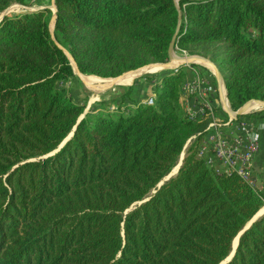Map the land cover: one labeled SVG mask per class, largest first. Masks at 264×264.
<instances>
[{
    "label": "trees",
    "instance_id": "16d2710c",
    "mask_svg": "<svg viewBox=\"0 0 264 264\" xmlns=\"http://www.w3.org/2000/svg\"><path fill=\"white\" fill-rule=\"evenodd\" d=\"M32 1L0 0V16ZM49 1L52 33L47 8L0 20V264L223 263L264 190L197 157L210 120L187 115L182 71L155 80L153 106L128 91L82 119L56 86L74 77L65 52L100 79L165 65L180 25L178 48L216 67L232 110L264 102V0ZM228 264H264V215Z\"/></svg>",
    "mask_w": 264,
    "mask_h": 264
},
{
    "label": "built area",
    "instance_id": "2783aa9c",
    "mask_svg": "<svg viewBox=\"0 0 264 264\" xmlns=\"http://www.w3.org/2000/svg\"><path fill=\"white\" fill-rule=\"evenodd\" d=\"M189 57L191 56L178 48L177 41L166 65H170L174 58L180 59V64L193 73L194 79L182 86L184 103L188 99L193 101V107L185 106V111L192 120L200 119L204 115L210 120L199 143L197 157L203 159L206 166L216 174L234 173L258 190L253 162L259 152V144L250 139L254 134L255 120H248L245 118L247 115L235 118L234 113L237 110L231 109L224 89L218 87L211 70L201 62L187 61ZM178 66L169 69L177 73ZM138 105L153 106L154 96L133 106ZM260 111L264 109L260 107Z\"/></svg>",
    "mask_w": 264,
    "mask_h": 264
},
{
    "label": "rangeland",
    "instance_id": "374dc122",
    "mask_svg": "<svg viewBox=\"0 0 264 264\" xmlns=\"http://www.w3.org/2000/svg\"><path fill=\"white\" fill-rule=\"evenodd\" d=\"M175 1H176V5H177L179 0H175ZM46 8L52 12L55 9L53 2L49 1V0H33L31 5L29 7H26V8L23 6L13 4L7 10V14L15 15V14H19L23 11L34 12V11L44 10ZM51 22H52V20L50 21V27H51ZM57 45L61 47V45H59V44H57ZM65 54H67V53L65 52ZM158 71H160V70H157V68L154 67V70H151V71L148 70L147 73H155V74H144L141 71H135V72L128 73V75L126 74L128 77H133V80H132V78L130 79V83L121 82L122 79L127 78V76H125V77L122 76V78L119 77L118 79L112 81L113 79H100V78L94 77V76H84V75L78 76V75L74 74V77L69 79L68 81L58 83L56 88L59 92H61L67 98L71 99V101L73 103H75L77 105L84 106V112H83V115L81 118H83L86 115L93 116L96 113H100V112L105 113V112L110 111L113 113H118V111H119L118 108H120V107H118V108L110 107L107 110L106 108H104V106L108 105V104H112L113 101L115 102V105H116V103H119L120 102L119 98H122L121 96H124L126 93H128V88H131L130 85L132 83H134L135 81H137V80L151 81L152 80L155 82V80L162 78L163 74H165L166 72H170L169 70L168 71L166 70L163 72L156 73ZM183 72H184L183 76H185L187 74V69H184ZM141 73L143 74V76L138 78V76ZM147 76H149L150 79L144 78ZM102 80H104V81L102 82ZM108 80H110L112 82H110ZM129 95H128V97H129ZM126 101L128 102L129 100L125 99V102ZM125 102H124V105H126ZM121 104H123V103L121 102ZM247 111L250 112V114L260 113L261 112L260 111V105L255 106V105L249 104V108H247ZM185 153H186V147L183 150V153L180 155L176 167L178 166V164L181 161H183L182 159H184ZM176 167L171 171V173L168 176H170L172 174L174 175V173L176 172ZM136 205L137 206L141 205V203L136 204ZM136 205H134V206H136ZM134 206H132L131 209H129V211L134 209ZM263 211H264V206L259 211V213H261V212L263 213ZM235 243L236 242L234 240L233 245H235Z\"/></svg>",
    "mask_w": 264,
    "mask_h": 264
},
{
    "label": "crops",
    "instance_id": "0c3cea01",
    "mask_svg": "<svg viewBox=\"0 0 264 264\" xmlns=\"http://www.w3.org/2000/svg\"><path fill=\"white\" fill-rule=\"evenodd\" d=\"M182 55V54H180ZM183 56V55H182ZM178 62L181 63L180 59H177ZM187 61H191L186 59ZM173 62L174 60H172V64L171 65H163V67H157V70H160L156 73L159 72H163V71H170V72H166V73H174L175 71L169 68H173ZM205 64L204 66L207 67L209 70L212 71V68L209 64L206 63H202ZM167 66V67H166ZM171 66V67H170ZM187 69L185 67H182L180 69H178L177 71H182V80H183V84L188 82V81H192L194 79L193 73L187 69V74L185 76L183 70ZM165 73V74H166ZM151 74H155V73H151ZM164 76V74H163ZM215 77V76H214ZM216 80V78H215ZM135 81V80H134ZM133 81V82H134ZM217 82V80H216ZM217 85L219 87V84L217 82ZM131 88H128V91L130 92L129 97L125 96V99L129 100L128 102L131 101H135V102H144L148 97L152 96L155 93V89H156V85L154 81H144V80H137L134 83H132ZM252 105L257 106V104L255 103H250ZM185 106H189V107H193V101L191 99H188L185 101L184 103V109ZM249 108V105H248ZM248 120H255V130H254V134L253 136L250 138L253 141H256L259 144V152L255 157V160L253 162V169H254V175H255V181H256V185L258 187V191L264 190V114L259 115V117L257 118H250L247 117Z\"/></svg>",
    "mask_w": 264,
    "mask_h": 264
},
{
    "label": "water",
    "instance_id": "95a60500",
    "mask_svg": "<svg viewBox=\"0 0 264 264\" xmlns=\"http://www.w3.org/2000/svg\"><path fill=\"white\" fill-rule=\"evenodd\" d=\"M53 18H52V22H51V27H50V31H51V33H52V31H53V29H54V24H55V13H56V9H54L53 11ZM7 14V11L6 12H4L1 16H0V20H1V18L4 16V15H6ZM180 18V17H179ZM179 30H180V25L178 26V28H177V31H176V33H175V35H174V37H173V39H172V42H171V45H170V48H169V58H171V56H172V50H173V48H174V45H175V43L178 41V32H179ZM66 56L68 57V59H69V61H70V65H71V67H72V69H73V71H74V74H76V75H78V76H81V74L78 72V70H77V68H76V65L74 64V62H73V60H72V58L68 55V54H66ZM188 60H192V61H197V62H201V63H206V64H209L210 66H211V68H212V71H213V74H214V76H215V78H216V80H217V82H218V84H219V86L222 88V89H224V91H225V95H226V97H227V93H226V89H225V85H224V82H223V80H222V77H221V75H220V73H219V71L216 69V67L212 64V63H210L208 60H206V59H202V58H200V57H197V56H191V57H189L188 58ZM72 62V63H71ZM153 67H163V65H151V66H147V67H145V68H143V69H140V70H138V71H143V72H145L144 74H151V73H147V71H144V70H149V69H151V68H153ZM183 67V64H180L178 67H177V69H180V68H182ZM170 73H166V74H164V76H166V75H169ZM126 75V74H125ZM143 76V74L141 73L139 76H138V78H140V77H142ZM163 76V77H164ZM116 79H118V78H116ZM116 79H113V80H116ZM252 102H254V103H257V104H259L260 105V107H262L263 109H264V102H262V101H252ZM249 103H251V102H249ZM249 103H247V104H245L244 106H242L241 108H239L235 113H234V116H235V118H238V117H242V116H245V115H248L249 114V112L247 111V108H248V105H249ZM82 119V118H81ZM73 132H74V130H73ZM73 132L68 136V138L58 147V149L55 151V152H53L52 154H50V155H48V156H46V157H50V156H53L55 153H57L65 144H66V142L73 136ZM45 157V158H46ZM183 160V159H182ZM181 164H182V161L178 164V166H177V169H176V172L174 173V175L172 174V175H170V176H167L160 184H159V186H158V188H160L162 185H163V183L164 182H167L170 178H172L173 176H175L176 174H177V172L179 171V168H180V166H181ZM148 200V199H147ZM146 200V201H147ZM145 201H143V202H141V204H143ZM259 213V212H258ZM256 214V216L251 220V222L244 228V230L237 236V238L235 239V245H233V248H232V252H231V254L229 255V257L223 262V263H221V264H228L230 261H231V259L233 258V256H234V254H235V252H236V248H237V246H238V242H239V237L241 236V234L243 233V232H245L247 229H249V227L252 225V223L253 222H255L259 217H261V216H263L264 215V211H263V213L261 212V213H259V214Z\"/></svg>",
    "mask_w": 264,
    "mask_h": 264
},
{
    "label": "bare ground",
    "instance_id": "6f19581e",
    "mask_svg": "<svg viewBox=\"0 0 264 264\" xmlns=\"http://www.w3.org/2000/svg\"><path fill=\"white\" fill-rule=\"evenodd\" d=\"M174 60V62H173V66L174 67H176V66H178L179 64H180V62H178V60L176 59V58H174L173 59ZM172 64V63H171ZM170 64V65H171ZM167 67V66H166ZM171 67V66H170ZM150 71L151 70H154V67L153 68H151V69H149ZM144 71H148V70H144ZM141 72H143L142 70H141ZM143 73H145V72H143ZM132 75V74H131ZM130 75V76H131ZM134 76V75H133ZM82 78V77H81ZM132 78V80H133V77H128L127 76V78H124V79H122V81L121 82H123V83H130V79ZM85 79V78H84ZM90 79V78H89ZM91 80V79H90ZM93 80V79H92ZM96 80V79H95ZM104 80H102V82H103ZM108 81H110V80H108ZM112 81H114V80H112ZM112 81H110V82H112ZM86 82V81H85ZM106 82V81H105ZM118 82V81H117ZM92 83V82H91ZM87 84V83H86ZM112 84V83H111ZM252 103H254V102H252ZM250 104V103H249ZM255 104H257V103H255ZM258 106H259V104H257ZM176 169H177V167H176Z\"/></svg>",
    "mask_w": 264,
    "mask_h": 264
}]
</instances>
